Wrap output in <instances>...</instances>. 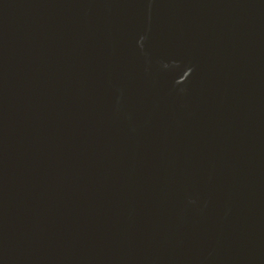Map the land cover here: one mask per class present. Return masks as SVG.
<instances>
[{"label":"water","instance_id":"95a60500","mask_svg":"<svg viewBox=\"0 0 264 264\" xmlns=\"http://www.w3.org/2000/svg\"><path fill=\"white\" fill-rule=\"evenodd\" d=\"M0 264H264V0H0Z\"/></svg>","mask_w":264,"mask_h":264},{"label":"bare ground","instance_id":"6f19581e","mask_svg":"<svg viewBox=\"0 0 264 264\" xmlns=\"http://www.w3.org/2000/svg\"><path fill=\"white\" fill-rule=\"evenodd\" d=\"M238 127H239V129H240L242 132L247 133V130H246L243 126H238Z\"/></svg>","mask_w":264,"mask_h":264}]
</instances>
